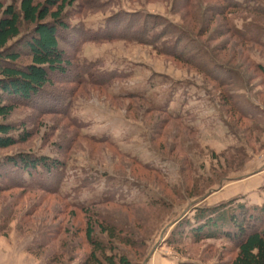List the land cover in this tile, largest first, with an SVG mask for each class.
I'll return each mask as SVG.
<instances>
[{"label":"rangeland","instance_id":"374dc122","mask_svg":"<svg viewBox=\"0 0 264 264\" xmlns=\"http://www.w3.org/2000/svg\"><path fill=\"white\" fill-rule=\"evenodd\" d=\"M182 1L105 0L107 6L99 11L76 4L69 8L67 19L86 29H98L111 16L138 11L159 15V21L170 28L179 26L192 38L193 42H184L190 48L196 44V49L209 50L214 62L241 68L243 76L246 72L251 77L234 92L249 99L251 113L258 119L256 130L244 132L250 122L236 121L237 116L223 104L221 90L203 72L152 46L123 40L82 44L77 53L81 60L97 59L101 72L116 70L122 77L102 88L56 84L52 89L62 93L63 105L70 103L66 116L24 106L7 119L25 125L31 138L0 150V158L19 153L47 155L59 159L62 169L56 177L60 181L57 194L40 190L33 179L25 189L11 181L4 184L11 188L0 192V264L82 262L90 247L85 239L87 214L80 208L94 202L106 204L92 211L118 223L147 211V230L150 227L149 234L154 232L146 257L120 246L138 264H226L233 257L224 239L195 242L191 236L171 238L170 234L198 206L236 198L250 203L253 192L264 190L260 185L244 192L249 184L245 177L253 171L247 170V163L264 164V75L254 67L255 63L264 65V31L261 45L245 43L234 34L235 25L264 27V17L230 8L224 0ZM227 1L264 13V0ZM207 23L210 31L203 34ZM163 107L182 117L174 119L160 112ZM153 200L169 208L148 204ZM257 201L251 204H263L264 196ZM118 204L138 209L134 213ZM156 210L161 215L155 225ZM95 232L96 238L108 241L99 229ZM81 241L82 247L75 248Z\"/></svg>","mask_w":264,"mask_h":264},{"label":"trees","instance_id":"16d2710c","mask_svg":"<svg viewBox=\"0 0 264 264\" xmlns=\"http://www.w3.org/2000/svg\"><path fill=\"white\" fill-rule=\"evenodd\" d=\"M224 1L230 8L245 9L264 17V13L257 8ZM76 4H82L83 8L91 11H99L107 6L105 0H15L8 4L0 0V119L3 120L0 122V150L26 143L31 138L25 125L7 121L18 108L26 106L38 108L43 113L67 115L66 108L70 103L63 105L65 98L61 96L62 93L58 89H52L56 84H90L102 88L122 77L116 70L101 72L97 59L81 60L77 53L80 52L82 44L87 42H137L152 46L159 53L194 67L221 90L223 104L229 107L230 114L237 116L238 123L243 120L250 122L243 128L244 132L250 134L256 130L257 118L251 113L249 99L234 92L251 79L245 75L246 72L242 75L241 68L221 66L214 62L209 50L203 52V49H196V44L190 48L184 43L193 42L189 33L179 26L172 24L170 28L162 24L159 15L138 11L121 12L120 15L111 16L105 27L98 29H86L72 24L67 19V14L69 8ZM218 14L222 15L224 12ZM211 20L208 19L210 24L213 22ZM208 27L210 25L207 23L203 34L210 31ZM234 31L245 43L261 45L263 42L264 27L258 23L244 28L235 25ZM67 48L74 50V54L69 53ZM254 67L264 75L263 64L255 63ZM136 95L140 94L131 93L132 97L140 98ZM140 99L144 100L142 97ZM160 112L174 119L182 117L180 114L173 116L166 107ZM21 129L16 135L15 132ZM102 139L108 141L105 136ZM241 166L237 168H242ZM61 169V161L47 155L19 153L2 157L0 192L11 188L4 185L8 184L7 181L25 189L33 179L39 182L40 190L57 194L60 181L56 177ZM99 204L106 202H94L88 207L80 208L87 214L85 239L90 251L82 262L75 264H138L120 246L124 245L141 258L146 257L148 240L154 232L149 234L150 227L147 230L150 223L147 211L133 218L128 216L124 222L118 223L99 212L95 213V210L92 211ZM148 204L169 208L168 205L154 200ZM118 206L134 213L138 209L127 204ZM160 213L158 210L154 211L158 216L154 220L155 225L159 221ZM177 225L170 234L171 238L191 236L195 242L220 239L229 242L234 255L226 264H264V203H245L236 198L215 205L198 206L192 217ZM96 229L106 234L108 241L96 238ZM145 230L146 234H143ZM82 245V241L78 242L75 248H81ZM69 254L71 262L74 263L75 257Z\"/></svg>","mask_w":264,"mask_h":264},{"label":"crops","instance_id":"0c3cea01","mask_svg":"<svg viewBox=\"0 0 264 264\" xmlns=\"http://www.w3.org/2000/svg\"><path fill=\"white\" fill-rule=\"evenodd\" d=\"M251 164L252 163L250 162L249 164L247 163V166L245 165L248 168L247 169L248 171L253 169V171L248 173V176L245 177V180L249 181V184L247 185V188L244 190V192H246V193H247V191L253 192L254 189H256V187H258L260 185H264L263 184V182H264L263 181L264 180V164L260 162L259 164L256 165V167H255V165H251ZM244 170L246 171V169H244ZM258 178H260L259 181L253 183V180L254 179H258ZM261 191H262L263 195H261V193H259ZM261 191L253 192V195H251L249 197L250 198L249 202L250 203L251 202H259L257 200L260 199L261 196H264V190H261Z\"/></svg>","mask_w":264,"mask_h":264}]
</instances>
